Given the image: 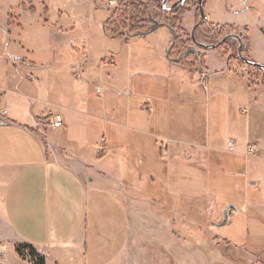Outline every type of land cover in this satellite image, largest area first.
Masks as SVG:
<instances>
[{"label":"crops","instance_id":"1","mask_svg":"<svg viewBox=\"0 0 264 264\" xmlns=\"http://www.w3.org/2000/svg\"><path fill=\"white\" fill-rule=\"evenodd\" d=\"M83 1L51 13L48 0H0L3 263L27 264L16 253L22 245L44 264H114L135 221L170 264L179 263L183 243L185 264H264V170L255 167L264 163L255 140L264 109L254 90L243 91L235 61L213 49L195 52L203 60L177 61L168 31L115 35L94 2L85 11ZM204 1V21L247 32L250 60L264 66V0ZM221 98L237 143L228 159L211 153L220 151L210 120ZM53 116L62 117L61 129L51 128ZM243 141L245 150L256 144L257 157L246 158ZM182 163L205 191L178 183ZM183 188L187 206L172 199ZM198 210L207 223L194 219ZM163 212L171 219L147 221Z\"/></svg>","mask_w":264,"mask_h":264},{"label":"rangeland","instance_id":"2","mask_svg":"<svg viewBox=\"0 0 264 264\" xmlns=\"http://www.w3.org/2000/svg\"><path fill=\"white\" fill-rule=\"evenodd\" d=\"M72 1L73 0H48V3L50 5V12L55 13L58 11V9H66L65 11H67V9H69V5H70L69 3ZM162 1L163 0H85L83 1L85 6H82V9L84 10V8H86L85 11H87L86 4H88L89 2L91 3L94 2L97 8V11L100 14L104 15V20L102 22L104 25V28L111 31V33L113 34H119L120 31H129L133 23H136L134 24V26H136L137 29L140 28L137 23L140 18L141 19L145 18L146 26H143V28L145 29V31H147L148 29H151L152 27L151 19L157 18L159 19V21H165V22L170 23L172 26H175V28L178 29V31L184 28L183 30L187 34L190 35V32L193 29V27L196 26L197 23L200 22V19H201L200 10L198 6V0H193V7L190 8L191 9L190 14H187L185 12V10H187L186 8H182L180 11L177 12L176 16H173L170 14H166V15L161 14L163 13L161 11ZM231 1L235 2V0H231ZM204 4H205V1H204ZM91 6L93 5L91 4L90 7ZM169 7H170V3L167 5V8ZM32 8L36 9V7L34 6ZM142 9H144V11ZM42 11L47 12L48 10L43 9ZM230 33L237 34L238 36L240 33H243V35H245L246 42H245V45L243 43L244 45L243 56L245 57V59L251 61L250 56L248 54L250 46L248 43L249 38L247 37L249 34H247V32L245 33V31L240 32V30L231 28V27L220 28L219 26H216L215 24H210V22L204 21L201 27L198 28L196 36H197L198 41L201 43L216 44L217 41L222 40L225 35H228ZM241 37L243 36L241 35ZM190 47L199 52L203 51V49L196 46L195 44ZM219 52L222 54H225L226 59L228 60L227 56L230 55V52L237 55L238 42L236 40H233L230 43H227V45L223 46L219 50ZM174 54L176 55L177 53H174ZM198 58H202L203 60V57H201V55H199L198 57H194V55H191L190 57H188L189 60L195 59L196 61H198ZM231 64L232 66H234L232 67L233 71L236 73L239 72L238 74H235V75L242 77L240 78L242 79V83H243L242 85L244 87L243 91L244 90L246 91V89L254 90L257 98L260 101L259 107L264 109V71L262 69L259 70L256 67L247 65L243 60L235 61V62H232ZM197 72H199V75L197 73V76L200 78V80L203 81V78L205 77V72L202 70L197 71ZM206 90L207 88L205 89V86L199 87V89L197 90L199 98L205 97ZM239 94L242 95L241 92H239ZM226 102H227L226 99L221 98L218 105H214L211 107V113L213 112V114L210 120V138H211L210 141L212 142V145L214 147L220 149L219 152L211 151V153L219 154L220 158L225 157L226 159H228L231 157L230 153H229L230 155L227 154L228 153V147H227L228 140L229 139L236 140V139L234 137L233 138L229 137L230 133L228 132L227 103ZM241 103L242 105H247L250 102L248 98H245V96L243 95L241 97ZM202 108L207 109L208 108L207 103H204L202 105ZM249 108L250 107L243 108L242 110L247 111V109L249 110ZM254 110L255 109L252 107L250 110L252 114L255 112ZM206 130L207 128L205 129V132H207ZM259 131H260L259 133H257L258 130L256 132L258 134V137L255 140L257 143H259L260 151H261L262 147L264 146V124L262 128L259 129ZM242 148H243V151L245 152L246 151L245 141H243ZM256 164L257 166L254 165L256 168L259 167L261 170H264V163L258 162ZM242 165L243 166L245 165L244 159L242 160ZM178 167H179L178 170L183 172L184 175L186 176V178L184 179H179L178 183H181L183 187L186 186L187 188H191L193 186L194 190L198 189L199 192H202V190L204 191L206 190L205 185H204L205 183L203 184L199 176H195V175L191 176L187 170L185 163H182V165H179ZM205 167H208V164L205 165ZM186 172L188 174H186ZM162 181L163 183L164 182L166 183L164 179ZM162 181L159 182L158 180V181L152 182L148 180L147 183L150 187L159 188V186L163 184ZM201 184H203L202 189L199 188ZM150 189L151 188H148L146 191H150ZM183 191H184V188L176 190V193H177L175 195L176 197L173 196L172 199L173 200L175 199L176 201H178L179 205L181 204L183 206H187L185 204L189 202V199L186 198V196L179 194V193H182ZM198 199L199 198L197 197H194L193 199L195 200L193 204L197 205V207H199L200 205V201H198ZM203 199L206 200L205 197ZM158 207L159 206H156V208ZM220 207L218 209L221 210L222 208ZM200 208L202 207H199V209ZM202 209L205 211L207 210L206 207ZM220 210L217 211L218 214L220 213ZM198 211L199 213H195V212L193 213L194 219L198 220L199 222L203 220L206 222L207 219H205L204 213H201L200 210ZM161 214L163 217L162 216L160 217ZM161 214L157 216L148 214L149 218H147V221L151 222V224L154 225L155 220L156 221L169 220L172 217V214L168 212L167 213L163 212ZM179 219L182 220L180 216H179ZM194 231H195L194 232L195 235H202L203 233L202 232L203 230H201V228L195 229ZM183 234L184 235H181V232H180V236H182L183 238H185L186 236H189V234L187 233L186 234L183 233ZM179 247L180 248H178L177 250V256L179 259L178 261L180 264H185V251L186 250L188 251V248H186L185 243H183V245H179ZM160 253H161L160 247L154 243V240L152 236L150 235V232L146 233V236H143L142 232L139 230V226L137 222L131 221V231H130V237H129L128 244L125 250L123 251V253L121 254V256L117 259V261L114 264H170V260H169L170 257L169 256L161 257L163 255H161ZM162 253L164 252L162 251ZM21 260H23L25 263L28 264V260H24V259H21ZM176 263L179 264L178 262ZM0 264H4L3 261H0Z\"/></svg>","mask_w":264,"mask_h":264},{"label":"flooded vegetation","instance_id":"3","mask_svg":"<svg viewBox=\"0 0 264 264\" xmlns=\"http://www.w3.org/2000/svg\"><path fill=\"white\" fill-rule=\"evenodd\" d=\"M170 3V7L167 8V5ZM204 3V0H203ZM198 6H199V0H198ZM191 7H193V0H163L161 3V11L163 13H161L162 15H166V14H170L173 16H176L177 12L180 11L182 8H186L187 10H185V12L187 14L191 13ZM204 7V4H203ZM145 8V6H144ZM144 11V9H142ZM200 10V7H199ZM161 16V15H160ZM160 18V17H159ZM144 19V18H143ZM141 19H139L138 21H140ZM152 22V27L151 29H148L147 31H145L144 28L139 29V33L140 35H148L151 32L154 31H158V30H166L168 31L171 36H172V42H171V53L172 52H176V60L177 61H181L184 59H188V57H190L191 55H195L196 50L192 49L190 46H193L195 44L194 42V38L197 41V43L201 44V45H205V46H213L214 49L213 50H220L223 46L227 45V43H230L233 40H236L238 42V53L237 55H235L234 53L230 52L229 55V61H239V60H243V58L245 59V57L243 56V46H242V53H240V43L239 41L233 37V36H238L237 34L234 33H230L228 35H225L224 38L222 40H219L216 42V44H204L198 41L197 39V30L199 27H201V25L195 30V35H193V29L190 32V35L187 34L183 29L179 30L175 28V26H172L170 23L165 22V21H159V19L157 18H152L151 19ZM199 23V22H198ZM197 23V24H198ZM135 24V23H133ZM139 26H146V22H142V24L138 23ZM120 32H124V31H120ZM128 33V31H126ZM180 32V33H179ZM133 35H135V33H132ZM189 35V36H187ZM196 45V44H195ZM197 46V45H196ZM230 47V46H229ZM247 60V59H246ZM244 61V60H243Z\"/></svg>","mask_w":264,"mask_h":264},{"label":"built area","instance_id":"4","mask_svg":"<svg viewBox=\"0 0 264 264\" xmlns=\"http://www.w3.org/2000/svg\"><path fill=\"white\" fill-rule=\"evenodd\" d=\"M5 115H6V111L4 110L3 116ZM50 124L53 130H59L63 127V119L60 116H53L50 120ZM227 147L229 153H235L237 149L236 141L234 139H229L227 143ZM257 154H258V150L256 144L250 143L245 152V156L247 158H253V157H257ZM5 252H6L5 247L0 249V261H3ZM28 264H38L37 258H35L34 260H28Z\"/></svg>","mask_w":264,"mask_h":264},{"label":"trees","instance_id":"5","mask_svg":"<svg viewBox=\"0 0 264 264\" xmlns=\"http://www.w3.org/2000/svg\"><path fill=\"white\" fill-rule=\"evenodd\" d=\"M141 19V18H140ZM142 22H145V18L141 19L140 21H138L137 23L142 24ZM136 24V23H135ZM139 25V24H138ZM140 28L137 29L136 26H134V24H132V27L129 29L128 34L132 35V33H135L136 35H140V33L138 32L139 29L143 28L142 25L139 26ZM119 34H122L121 32ZM119 34H115V35H119ZM260 70V68H257ZM16 253L17 255L24 260H34L35 258H37L38 264H44L43 259L36 253V251L30 247V246H18V248H16Z\"/></svg>","mask_w":264,"mask_h":264},{"label":"water","instance_id":"6","mask_svg":"<svg viewBox=\"0 0 264 264\" xmlns=\"http://www.w3.org/2000/svg\"><path fill=\"white\" fill-rule=\"evenodd\" d=\"M199 7H200V17H201V19H200V22L194 27L193 35H195V30L201 25V23L205 19V12H204V7H203V0H199ZM233 37H235L239 41V43H240V53H242V46H243V44H242L241 38L239 36H233ZM194 42H195V44L198 47H200L203 50H212V49H214L213 46H205V45H201V44L197 43V41L195 40V38H194ZM243 60H244V62L247 65H250V66H253V67H256V68H260V69H262L264 71V66H262L261 64H257V63L251 62V61L246 60L244 58H243ZM224 218H225V220H224L223 223L225 224L227 222V219H228V210H226L224 212Z\"/></svg>","mask_w":264,"mask_h":264}]
</instances>
